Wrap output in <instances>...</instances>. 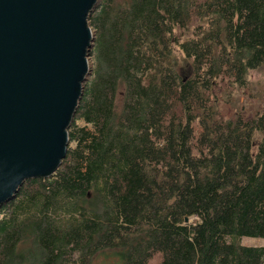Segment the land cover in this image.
Here are the masks:
<instances>
[{"label": "trees", "instance_id": "obj_1", "mask_svg": "<svg viewBox=\"0 0 264 264\" xmlns=\"http://www.w3.org/2000/svg\"><path fill=\"white\" fill-rule=\"evenodd\" d=\"M93 68L48 178L0 208V264H264V0H98ZM181 52L189 67L183 71Z\"/></svg>", "mask_w": 264, "mask_h": 264}, {"label": "water", "instance_id": "obj_2", "mask_svg": "<svg viewBox=\"0 0 264 264\" xmlns=\"http://www.w3.org/2000/svg\"><path fill=\"white\" fill-rule=\"evenodd\" d=\"M98 0H0V208L51 177L92 74Z\"/></svg>", "mask_w": 264, "mask_h": 264}, {"label": "rangeland", "instance_id": "obj_3", "mask_svg": "<svg viewBox=\"0 0 264 264\" xmlns=\"http://www.w3.org/2000/svg\"><path fill=\"white\" fill-rule=\"evenodd\" d=\"M178 55L183 61V71L187 74L189 67L185 57L181 52H178ZM88 62L93 65L90 56ZM248 82L246 89H236L229 93L223 86L222 90L217 92L220 101L219 110L225 117L243 114L246 118H251L264 111V65L250 72ZM242 243L246 246L264 247V239L244 238ZM94 264H121V262L110 252H105L95 257ZM150 264H158V258H155Z\"/></svg>", "mask_w": 264, "mask_h": 264}]
</instances>
